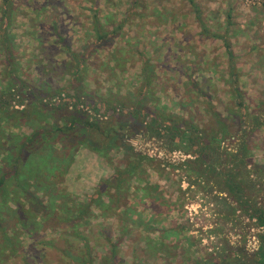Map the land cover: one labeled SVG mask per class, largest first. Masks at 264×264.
Returning <instances> with one entry per match:
<instances>
[{
  "label": "rangeland",
  "instance_id": "374dc122",
  "mask_svg": "<svg viewBox=\"0 0 264 264\" xmlns=\"http://www.w3.org/2000/svg\"><path fill=\"white\" fill-rule=\"evenodd\" d=\"M11 3L4 30L0 0V93L11 71L4 33L19 77L43 93L73 94L75 85L94 101L114 96L112 103L160 111L205 131L217 128L216 113L228 128L218 136L228 151L236 149L238 123L248 115L250 174L256 166L264 171V0ZM145 62L154 72L150 86ZM49 116L44 124H59ZM254 118L260 126L252 131ZM39 121L10 124L0 112V169L9 143L24 140ZM108 122L98 117L101 128L87 142L56 135V147L67 154L47 181L55 196L44 198L40 182L33 189L51 203L47 211L32 212L8 185V197L0 198L2 225L16 221L20 210L26 230L8 232L11 241L0 242V264H218L220 257L259 264L253 258L263 233L238 203L185 164L194 157L189 136L174 142L172 151L133 121L120 131L119 144L116 136L106 140ZM126 123L123 118L122 127ZM129 161H140L135 175L115 185ZM256 200L264 205L263 196ZM58 205L63 209L56 217L47 215Z\"/></svg>",
  "mask_w": 264,
  "mask_h": 264
},
{
  "label": "trees",
  "instance_id": "16d2710c",
  "mask_svg": "<svg viewBox=\"0 0 264 264\" xmlns=\"http://www.w3.org/2000/svg\"><path fill=\"white\" fill-rule=\"evenodd\" d=\"M2 23L1 28L6 30L9 26V20L12 14V0H2ZM1 40L7 53V66L11 70L10 78L7 82V88L0 93V112L5 116L6 122L10 123L13 119L22 123H30L33 120H40L36 129L25 137L22 141H14L9 143V148L4 156L5 165L0 169V198L8 197L5 189L8 185H12L15 191H19L27 205L32 210L47 211L50 202H41L40 197L33 191L34 185L41 184L45 187L43 191L44 198L55 196V192L50 187L47 188L49 179L56 176L58 168H60V159L67 154V149L57 148L54 143V138L58 134L71 136L74 139H80L87 142L92 136L95 128H101L100 125H95L98 122V117L103 116L108 119V128L105 129L106 140L118 142L121 137L120 131L127 129L133 121L140 125V130L145 137L149 139L162 140L168 145V148L174 151L172 147L174 142L189 136L188 143L190 153L193 158L185 161V164L198 176L206 177L208 182H213L221 191L226 194V198L238 203L241 210L246 212L251 220H255V226L264 230V205L256 199L258 196L264 197V171L259 167H255L253 177L250 174L249 166V151L247 145L248 130L244 128L247 122L248 115L241 118L237 134L240 136L236 149L228 151L221 147L222 140L218 136L228 133L227 125L223 122L220 115L216 114L218 121L217 128L210 130H199L191 123L173 115H165L160 111H151L147 108H137L129 103H112L114 96H108L107 99L94 101L89 99L88 94L83 88H77L73 85V94L66 93L61 89L56 91L49 90L41 92L34 87H31L24 82L18 75V69L13 67V58L11 56L10 42L7 39V34H1ZM100 40H104L103 36H99ZM74 60L80 64L82 58ZM144 81L150 86L152 81L151 65L148 62L143 64L142 69ZM75 84L78 79L76 75ZM86 95V96H84ZM87 98V99H86ZM15 106L21 109H16ZM23 107V108H22ZM50 114L59 122L54 127L49 125V128L44 124L45 115ZM49 116V117H50ZM60 116V118H59ZM127 123L122 127V119ZM4 120V119H3ZM48 120V119H46ZM254 129L260 126L259 118H254ZM60 122L62 125H60ZM13 123V122H12ZM11 124V123H10ZM128 124V125H127ZM254 124V123H253ZM237 134L233 138L238 137ZM54 143V144H53ZM13 147V148H12ZM143 157L140 158V161ZM137 160V157L136 159ZM140 161H132L127 163V168L117 172L114 176V184L117 185L124 181L125 177L135 175ZM45 167L43 170L42 167ZM30 174L31 182H28L27 174ZM256 174V176H255ZM33 184V185H31ZM117 190V187H116ZM259 194L256 196L255 194ZM263 194V195H262ZM51 201V200H50ZM93 204L95 200H90ZM90 203V204H91ZM89 207V206H88ZM63 205H58V211L50 212L47 215L56 217ZM19 210V208H17ZM33 212V211H32ZM19 210L16 213V221H10L7 225L3 224L0 219V242L5 243L11 241L8 238V232L14 236L16 232H23V219L25 214ZM47 213V212H46ZM10 224V225H9ZM12 224V225H11ZM22 227V228H20ZM263 241L262 246L254 254V261L259 264H264V236H261ZM218 264H244L245 261L235 258L224 259Z\"/></svg>",
  "mask_w": 264,
  "mask_h": 264
},
{
  "label": "flooded vegetation",
  "instance_id": "af4514ba",
  "mask_svg": "<svg viewBox=\"0 0 264 264\" xmlns=\"http://www.w3.org/2000/svg\"><path fill=\"white\" fill-rule=\"evenodd\" d=\"M252 222L255 224V220H252ZM260 230H261V232L263 233V236H264V230L263 229H260Z\"/></svg>",
  "mask_w": 264,
  "mask_h": 264
}]
</instances>
